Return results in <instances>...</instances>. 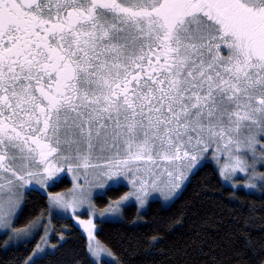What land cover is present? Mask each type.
Masks as SVG:
<instances>
[{"label":"flooded vegetation","instance_id":"af4514ba","mask_svg":"<svg viewBox=\"0 0 264 264\" xmlns=\"http://www.w3.org/2000/svg\"><path fill=\"white\" fill-rule=\"evenodd\" d=\"M177 3L179 19L170 11ZM4 11L16 20L0 19V165L17 144L42 166L57 127L93 110L99 121L172 118L178 96L185 99L177 84L187 90L193 79L177 64L187 23L215 41L210 79L250 87L264 78V0H40L31 8L0 0ZM208 58L199 54L192 68ZM236 61L246 67L227 75Z\"/></svg>","mask_w":264,"mask_h":264},{"label":"rangeland","instance_id":"374dc122","mask_svg":"<svg viewBox=\"0 0 264 264\" xmlns=\"http://www.w3.org/2000/svg\"><path fill=\"white\" fill-rule=\"evenodd\" d=\"M0 19L16 20L6 11ZM198 27L187 23L182 29L177 64L193 72V79L187 90L183 89L186 83L177 84L185 99L178 96L175 108L179 111H173L172 118L165 116L161 123L153 119L136 123L122 118L99 121L98 110L91 111L90 116H73L57 127L55 146L51 144L42 166L19 145H9L8 164L0 165V233L6 235L8 244H16L42 228L27 264L54 249L50 216L14 227L24 194L30 189L47 196L50 214L73 218L87 238L88 253L95 263L108 260L120 264L96 238L97 220L119 219L129 204L142 212L153 199L171 203L205 162L212 163L223 183L233 189L256 192L264 183L260 170L264 163L263 75L255 76L256 86L250 87H238L235 82L223 87L220 82L229 85L225 78L219 82L210 79L214 69L207 66L212 60L217 68V47ZM121 35L129 38L131 32ZM199 54L209 58L192 68ZM247 54L239 51L237 57L251 64ZM246 63L236 61L224 72L236 75ZM64 176L70 179L71 187L49 193L48 187ZM120 184L127 186L125 194L105 207L96 206L97 195Z\"/></svg>","mask_w":264,"mask_h":264},{"label":"trees","instance_id":"16d2710c","mask_svg":"<svg viewBox=\"0 0 264 264\" xmlns=\"http://www.w3.org/2000/svg\"><path fill=\"white\" fill-rule=\"evenodd\" d=\"M260 170L264 174V163ZM70 187L64 176L48 192ZM127 191L123 184L110 187L94 198L95 204L105 207ZM48 216L54 249L29 264H98L73 218L50 214L47 196L39 190L24 194L14 227ZM41 235L42 228L27 240L8 244L0 233V264H27ZM95 235L120 264H264V183L256 192L233 189L223 183L212 163L205 162L171 203L153 199L142 212L129 204L121 218L97 220Z\"/></svg>","mask_w":264,"mask_h":264},{"label":"water","instance_id":"95a60500","mask_svg":"<svg viewBox=\"0 0 264 264\" xmlns=\"http://www.w3.org/2000/svg\"><path fill=\"white\" fill-rule=\"evenodd\" d=\"M25 8H31L39 3L40 0H18ZM163 8H166V1L163 4ZM170 11L175 19H179L182 16L183 7L181 4H173L170 7Z\"/></svg>","mask_w":264,"mask_h":264}]
</instances>
